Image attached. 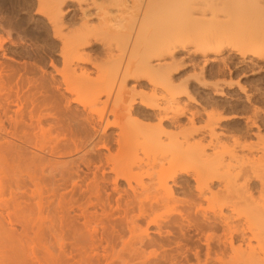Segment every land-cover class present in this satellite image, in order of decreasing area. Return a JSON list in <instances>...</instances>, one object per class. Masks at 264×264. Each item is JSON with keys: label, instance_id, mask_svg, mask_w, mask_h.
Masks as SVG:
<instances>
[{"label": "bare ground", "instance_id": "1", "mask_svg": "<svg viewBox=\"0 0 264 264\" xmlns=\"http://www.w3.org/2000/svg\"><path fill=\"white\" fill-rule=\"evenodd\" d=\"M34 3L52 34L42 51L54 75L46 79L36 57L17 52L8 35L0 37V264H177L188 252L196 264H264L260 109L246 116V132L226 156L220 151L224 133L216 130L221 118L207 116L196 129L189 113L181 129L178 117L188 107L171 85L178 70L173 51L187 32L195 35L192 51L219 54L237 37L241 57L257 54L264 0ZM27 4L21 0L29 11ZM5 5L0 0V8ZM75 6L82 22L71 28L65 20ZM150 26L168 27L150 54L169 52L172 62L134 59ZM57 43L58 60L52 58ZM7 53L35 64H13ZM95 55L106 61L97 63ZM141 73L152 76L153 89L136 98L125 87ZM137 105L153 110L157 124L139 122ZM165 120L179 131L168 133ZM182 175L194 181L188 199L181 197ZM186 230L195 231L196 246ZM119 243L128 255L116 252ZM152 246L159 255L145 254Z\"/></svg>", "mask_w": 264, "mask_h": 264}, {"label": "rangeland", "instance_id": "2", "mask_svg": "<svg viewBox=\"0 0 264 264\" xmlns=\"http://www.w3.org/2000/svg\"><path fill=\"white\" fill-rule=\"evenodd\" d=\"M26 1L28 2L27 5H29L30 7L29 11L21 6V0H6L5 7L3 9L0 8V19L2 18L6 24L5 26L9 27H3V32V25L0 26V37L5 38L8 35L9 37L7 39L18 44V48L16 49L17 52H21V50L28 51L29 54L33 55V57H36L35 60H38L36 61L37 69L44 70V72L46 73L45 78L47 79L48 77L49 79V76L54 75V73L51 67L48 66L49 56L43 53L42 48L48 44L50 45V38L52 37V34L50 29H48L49 27L46 22L34 13V0ZM71 9L72 10L70 16L67 18V20H65V23L66 25H71V28L79 27L81 25L80 23L82 22L80 10L76 6L72 7ZM95 13L96 11L93 9L88 12V15H90V18L93 19L94 22L96 21ZM44 24L47 25L46 34L42 32V27L44 26ZM157 26H150L151 29L148 27L149 30H147L149 32L145 33L147 39L145 41H139V43L141 44H139L137 47V56L135 55L134 59H142L143 56H148L149 58L150 56L149 62L151 63V65H154L157 61H163L165 63L172 62L169 52H164L161 56L156 57L154 55L151 56L152 52L150 54V51H153L155 47H158V45L161 44L164 36H166L165 33H168V27L161 29L160 26L159 28H157ZM186 35L187 36L184 37V39H186H183L184 42H181L183 46L180 45L182 47H178V49L173 51V55L176 54L173 57L174 59L176 57L175 60L177 61V63H179V66L173 60L176 63H174V66H177L178 70L176 71L175 67L173 69L174 72L171 73L173 74L171 85L174 86V93L179 95V100L181 102H185L184 104L186 105V107H188L186 109L187 111L184 110L182 113L183 115L181 114V116L178 117V124L180 125L181 129L188 127L189 123L187 120L190 118L191 113L195 114L194 127L196 129L204 128V126L206 125V121L208 120L207 116L213 115V118H215V116L217 118H221L222 120L220 119V121L218 120L219 122L217 121L218 123L216 130L221 135L224 133V138L222 139L223 148H221L220 151L222 150L221 153H224L227 156L229 150L234 146V140H236L238 137H242V135L246 132L244 121L246 116L252 114V110L254 107H258L257 109H260L258 110L260 113L258 112L257 120L259 125L261 126V133L264 136V43H259L258 47H256V55L253 54V56H251L252 54H247V56L241 57V54L236 49H239L238 46L240 45V41L237 39V37H231V42L229 41L230 39H228L227 41H229V43H226L227 41H225L222 44L223 47L221 48V51H219V54H215L216 52H213L214 50L211 51V49L205 48L192 51L191 48L193 47L191 44H189V41L191 42L192 40H194L195 35L193 33L188 34V32ZM187 38L190 40H188ZM233 38H236V40H234ZM53 46L55 47V49L53 50V54L55 56L52 58L58 60L59 57L57 56L56 52V49H58V43ZM96 56L97 55H95L94 57L95 59H97L95 60L96 62L98 61L97 63L103 64L104 60L106 61L105 56ZM6 57L9 60L12 58L14 63L12 62V60L8 61L13 64L17 62V64H19L24 60H26L27 62L29 61V63H32L34 61V59L32 58H21L19 56H14L11 53H7ZM214 57H216L217 60L211 61V59H214ZM0 59H4L2 58L1 52ZM205 60H207V62ZM42 62L45 65L42 64ZM33 64H35V62H33ZM35 72L38 75L41 74V70L36 71V68ZM149 76V74L144 75L143 73H141V75H137V77H129L127 79L125 90L128 92H132V94H134L136 98L137 96L139 97L144 94H149L153 89V83H151L153 82L151 79L152 76ZM137 80L140 83H136ZM187 93L189 94V97L191 99L188 97ZM136 108L140 109V111L142 110L140 112V117L138 118L139 122L143 123L144 125L148 124V126H154L157 124V119L154 116L155 112H153V110H146L139 105H137ZM163 126L168 133H176L179 131L178 129H174L175 127L173 125L171 126L170 122L166 120L163 122ZM112 131L113 129L109 130L108 133ZM249 139L250 138L246 140L247 143L251 141L255 142V139L253 137L250 139L251 141ZM258 146L262 145L258 144ZM181 180L184 186L181 197H184V199H188L192 196L190 190L192 191V187L194 184L193 178H191L190 175H182ZM195 218L196 217H194V219ZM191 224H195L193 223V219ZM192 229L191 231L194 230ZM188 231L186 233H188ZM191 231H189L188 236L191 238L193 237V242H191L194 244V241L197 242V240L194 239V235L196 236V234H193L195 231ZM120 244L121 243L117 245L116 252L121 251L122 255H128L130 250L128 248L121 250ZM197 244L198 242L194 246H196ZM189 247L191 246L189 245ZM191 248L194 247L192 246ZM146 249V255L155 253L156 255L160 254V250L157 248V246L148 247ZM110 251L111 250H109V252ZM184 256L183 259L181 258L182 262H178L177 264H196L195 257L192 255V253H186V259H184Z\"/></svg>", "mask_w": 264, "mask_h": 264}]
</instances>
